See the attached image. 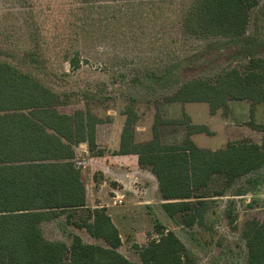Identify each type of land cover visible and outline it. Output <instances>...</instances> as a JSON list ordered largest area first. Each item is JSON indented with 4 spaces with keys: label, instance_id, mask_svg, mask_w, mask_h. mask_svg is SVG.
<instances>
[{
    "label": "trees",
    "instance_id": "trees-1",
    "mask_svg": "<svg viewBox=\"0 0 264 264\" xmlns=\"http://www.w3.org/2000/svg\"><path fill=\"white\" fill-rule=\"evenodd\" d=\"M259 4L260 0H190L183 31L211 41L200 53L160 74L146 73L152 89L174 90L166 98L173 103L206 102L211 114L221 108L226 113L230 101L248 100L253 116L256 104L264 102V32H249L251 11ZM259 20L264 22V17ZM28 55L33 64L43 57ZM64 60L73 69L81 65L79 57L65 55ZM209 69L214 72L198 74ZM67 105L65 96L36 75L0 61V264H198L180 237L158 219L156 236L137 247L141 263L120 252V231L106 208L87 204L82 167L73 149L82 142L94 149L101 118L90 107L63 111ZM125 114L117 153L138 155L140 166L158 179L164 210L184 226L203 223L213 197L226 195L240 178L264 167V140L202 148L192 136L212 132L184 112L174 120L158 116L153 138L136 142L138 116L130 106ZM164 122L185 125L182 143L162 142ZM251 124L264 130L263 125ZM218 181L221 187L214 188ZM235 194L243 193L238 189ZM227 217L232 225L233 209ZM57 220L65 227L85 229L105 244L87 243L76 233L70 244L50 240L43 224ZM242 237L245 264H264V217L246 221Z\"/></svg>",
    "mask_w": 264,
    "mask_h": 264
},
{
    "label": "rangeland",
    "instance_id": "rangeland-1",
    "mask_svg": "<svg viewBox=\"0 0 264 264\" xmlns=\"http://www.w3.org/2000/svg\"><path fill=\"white\" fill-rule=\"evenodd\" d=\"M189 4L190 0H0V61L36 75L65 96L70 105L62 107L63 111L73 113L90 107L101 118L98 131L102 140H106L111 120L126 117L124 113L130 106L138 116L136 139L147 141L153 138L158 116L162 121L183 118L185 108L166 100L174 90L152 89L146 73L160 74L182 59L200 53L211 41L183 31ZM263 17L264 0H260L251 11L250 33L259 28L264 32V22L259 20ZM31 52L43 55L40 63L30 61ZM65 55L79 57L80 67L73 69L64 60ZM213 72L209 69L198 74ZM254 121L264 126V112L258 117L254 115ZM243 124L242 127L246 126ZM243 129L236 131L234 140H264V131ZM160 133L163 143L179 144L186 137V127L164 122ZM192 137L200 147L215 149L222 145L218 134L199 133ZM83 149H77L80 162L87 160ZM83 172L88 184L93 175L86 169ZM213 187L220 188L221 183L218 181ZM238 189L246 196L209 201L211 211L219 216H214V229L187 230L173 220H163L198 264L246 263L247 247L242 232L246 221L264 217V167L240 178L231 187V191ZM141 190L137 194L123 191L126 195L115 215L123 237L120 251L136 262H141L137 247L156 236L149 213L152 210L139 201L150 202L161 211L155 188L150 185ZM115 194L110 192L106 200L111 201ZM228 208L237 217L236 227L231 228L228 219L220 216ZM43 230L50 240L70 244L71 235L76 233L87 243L105 244L85 229L62 226L59 220L45 222Z\"/></svg>",
    "mask_w": 264,
    "mask_h": 264
},
{
    "label": "crops",
    "instance_id": "crops-1",
    "mask_svg": "<svg viewBox=\"0 0 264 264\" xmlns=\"http://www.w3.org/2000/svg\"><path fill=\"white\" fill-rule=\"evenodd\" d=\"M198 103H206V102H189V103H184V104L180 103V104L184 105L185 108L184 112L191 117V120L194 124L207 125L210 131L212 132L211 134H218V136H220L222 140V142H220V144H222L220 147L215 149H210V148H206V149L218 150L221 148H225L229 142H236L242 140V139L240 140L233 139V135L236 133V131L242 132L241 130H244L243 128L248 130L249 127L255 129L251 123L262 125L260 121L252 122V119L254 115L258 117L264 112L263 109L264 102L256 104L253 116L251 115L252 104L248 100L230 101L226 113L221 108L215 114L210 113V106L208 103L206 106L200 105ZM240 116L242 118H240ZM125 123H126V117L121 116V117L113 118L107 129V135L105 138L106 140H102L100 138L98 131L99 124H98L97 133H96V146L94 147L93 150L90 149L89 144L87 142H82L78 145H73V149L76 155V161L82 167V180L87 190L88 206L91 208H106L108 214L111 216L113 222L120 231V227L115 221V215H118L119 212V208H118L119 205L118 203H116V201L113 198L114 192L123 195L125 197L126 195L125 193L130 194L132 192L135 193L141 192L142 191L141 188L146 189L150 185H152L158 194L159 202L161 204V211H158L154 205H151L152 203L150 202L145 203V201H139V204H147L146 206L150 209V211L152 210V213L151 212L149 213L152 215L151 217L153 221V226L155 219H158L165 226L166 224L163 222V220H167V221L173 220L175 223H177L174 219H172L169 216V214L163 208V203L166 201L163 199L162 194L160 192L157 177L150 170L140 166L139 158L137 154L117 153V151H119L121 146V135ZM242 123H244L243 125L246 126L242 127ZM255 130H259V129H255ZM259 131H264V130H259ZM245 139L247 140L250 139L249 141L259 143L257 141L252 140L251 138H243V140ZM135 140L136 142H145L136 139V127H135ZM78 147L84 148L83 150L87 155V160H85V162H80L78 159V154H77ZM84 169L91 171L90 173L93 175L91 177V181L88 184L83 179ZM110 192L113 193L112 198L110 199L111 201H109V199L106 200V196L107 195L109 196ZM243 196L246 195L243 194L237 195L235 194V191H231V188H229L226 192V195L213 197L212 199H220L226 197L241 198ZM104 201H106L105 205L102 204ZM211 207L212 206L210 204V208L205 215V219L203 223H198L193 227H187L179 223L177 224L187 230H193L196 227L201 228L203 231L214 229L213 227L216 222L214 216L215 218L219 216H216V211H211ZM229 209L230 208H228L226 212H223L220 216L224 218L226 217L228 219L227 211ZM233 216L236 217L234 211H233ZM236 223H237V217L234 223L230 225V227L231 228L236 227ZM166 228L169 229L168 227ZM120 235H121V231H120ZM121 238H123L122 235ZM122 243H123V239H122ZM142 246L143 245L140 244L139 247Z\"/></svg>",
    "mask_w": 264,
    "mask_h": 264
},
{
    "label": "built area",
    "instance_id": "built-area-1",
    "mask_svg": "<svg viewBox=\"0 0 264 264\" xmlns=\"http://www.w3.org/2000/svg\"><path fill=\"white\" fill-rule=\"evenodd\" d=\"M114 200L116 201V203L121 204L123 203L124 199H123V195H120L118 193L115 194L114 196ZM264 209V206H263Z\"/></svg>",
    "mask_w": 264,
    "mask_h": 264
}]
</instances>
